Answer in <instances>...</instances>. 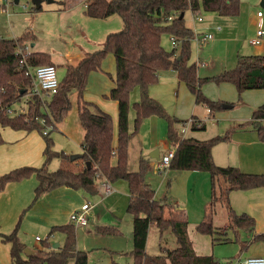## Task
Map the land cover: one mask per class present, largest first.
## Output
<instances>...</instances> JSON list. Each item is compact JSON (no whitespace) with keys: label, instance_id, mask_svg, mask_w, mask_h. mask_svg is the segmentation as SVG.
<instances>
[{"label":"trees","instance_id":"16d2710c","mask_svg":"<svg viewBox=\"0 0 264 264\" xmlns=\"http://www.w3.org/2000/svg\"><path fill=\"white\" fill-rule=\"evenodd\" d=\"M85 14L90 18L107 19L119 15L123 28L107 35L101 48L88 53L76 65H67L66 74L58 92L45 102L32 95L33 79L27 74L29 67L53 65L49 54L30 52L28 46L36 39L32 29H27L16 38L0 37V125L4 128L32 132L40 131L45 137V163L42 167H20L0 176V192L8 184L19 182L35 175L38 179L35 189L36 199L46 192L60 187L85 190L97 194L98 175L115 183L125 180L129 184L130 202L127 211L133 217L134 264H229L216 259L213 255H197L188 235L189 221L176 207L164 200L156 199V191L146 181L147 166L140 161L138 171L128 169L129 143L135 132L129 129L130 94L139 88L141 98L134 103L136 129L141 122L152 116L167 118L168 141L175 149L170 169L175 171L205 172L210 175L211 197L208 205L210 215L216 206L224 204L229 213V228L239 230L255 229V219L248 213L237 214L230 205V193L234 190L264 189V173H247L239 167L218 166L214 162L212 149L219 141L230 140L235 130L246 129L245 124L237 125L231 134L211 140H197L179 136L177 125L184 123L171 118L161 103L149 94L152 85L159 81L162 72L176 71L180 83H184L195 94L196 102L214 114L222 109V104L209 100L201 87L207 82L230 83L241 95L248 90L264 89V55L240 56L234 69L224 71L210 78H200L197 65L190 64L191 42L194 32L185 23V13L194 14L203 8L219 16L235 17L240 14L241 0H85ZM68 2L60 3V10L68 8ZM42 11L35 8L34 12ZM184 15L181 17V15ZM173 17L171 21L168 17ZM168 33L175 38L180 49L168 52L162 45V36ZM112 53L116 63L114 86L107 97L117 102V138L114 133L112 116L97 104L84 100L89 75L100 71L105 57ZM23 60V62H22ZM78 96V116L84 129L81 144L83 154L79 159L81 166L70 161V155L55 151L44 135L45 126L37 120L44 118L46 124L60 122L71 108V94ZM17 103H24L25 112L14 109ZM13 110V113H10ZM250 123L260 139L264 141V103L252 114ZM206 124L195 120L191 126L194 131L203 130ZM3 142L0 134V144ZM57 158L61 168L49 170V163ZM90 162V167L86 165ZM79 166V167H78ZM219 189V193H218ZM212 216L197 226L200 234L210 235L213 241L218 232L213 225ZM151 226L161 232L170 230L176 239L173 249L162 246L161 254L152 256L147 252V240ZM19 223L10 234H0L4 243L10 244L12 264H88V254L77 248L76 226L72 224L53 226L50 235L61 232L65 243L54 249L46 243L38 251L26 253V245L18 235ZM227 230V229H226ZM96 231L104 235L117 236L120 231L112 226L102 225ZM264 238V235L258 236ZM37 253H40L39 255ZM24 254L27 257L24 258Z\"/></svg>","mask_w":264,"mask_h":264},{"label":"rangeland","instance_id":"374dc122","mask_svg":"<svg viewBox=\"0 0 264 264\" xmlns=\"http://www.w3.org/2000/svg\"><path fill=\"white\" fill-rule=\"evenodd\" d=\"M41 1V8L45 12L38 11L34 13V16L31 18V14L35 9L32 0H19L18 3H15L14 0H0V36L12 38L21 35L24 30L32 28L34 33H36V40L32 43L34 46L30 44L29 48H34L36 51L49 50L56 55L52 56L57 64V75L60 82L63 81L66 74V69L62 64V62L66 60L64 57L66 53L72 54L76 48H86V45L89 47L91 46L92 49L95 48L97 42L100 40L99 35L101 33L103 34L107 26L111 27L112 30L108 34L119 32L123 28V22L119 15H114L111 19L104 20L103 30L100 25L94 24L96 22L93 21L96 20L81 15L83 27L81 28L85 38H83V41L80 43L79 40H74V37L71 36L67 45L64 41L54 40L53 30L58 27V20L54 19L52 23V16L48 14L50 13L48 11L56 6L59 8L60 3L64 0ZM262 2L263 0H241L240 14L235 17L219 16L217 13L207 12L203 8L198 14H194L190 10L186 11L184 16L185 23L193 30L195 35L191 42L189 63L197 65V74L200 78H210L220 75L224 71L234 69L237 66L240 56L256 55L257 50H259L261 46H264V38L262 40V45L253 46L250 43V41L256 37L258 30L256 14L259 11L264 14ZM196 17L202 18V22H199ZM208 33L215 36L214 40L199 43L195 39L198 34L202 36ZM102 36L105 35H101V37ZM162 45L168 52H172L175 49L172 37L168 33L162 36ZM176 48H178L176 50V54H178L180 49L178 46ZM115 75V58L112 53H109L103 61L102 69L92 72L89 75L86 92L83 98L88 102L97 104L102 110L112 116L115 138H117V102L107 97L113 85L112 80ZM201 92L209 100L221 103L222 106L228 104L225 102H232L230 100H232L235 95L236 101L239 100L236 87L230 83L217 84L216 82H207L201 87ZM149 94L152 98L161 103L168 117L187 121L191 119L192 116H198L204 121L206 124L205 129L194 131L188 125L186 126V133L182 132L184 127L183 123H179L177 129L179 136L182 138L211 140L218 136L225 137L231 134L233 129L240 124H245L247 129L235 130L234 135H237H235L233 140L245 141V136L241 135L249 134L250 137L252 133H257L250 123H239L234 120L236 117L235 115L239 113L240 109H248L247 104H243V106H241L242 108L220 109L215 113V117H212L204 105L196 102L195 94H193L184 83L178 81L176 72L172 69L161 73L159 81L150 87ZM140 98V90L139 88H135L130 94L129 129L131 132L137 131L129 143L128 154L129 157L131 156V162H129L128 168L129 171H131L130 167H134L133 170H138L139 153L142 146H155L156 143H159L161 152H164L166 149H174V147L169 144L166 137V130L168 127L167 118H160L157 115H152L144 119L136 129V111L134 103L139 101ZM71 102L70 110L64 119L56 123L57 126L51 123L45 125V129L53 126H55V128L58 127L51 132L49 139L52 141L55 151H63L70 156L80 154V144L83 136V127L81 126L78 116V96L76 92L71 94ZM22 108H24V103H17L14 105V109L17 111H21ZM219 111L220 113H218ZM20 132L22 131H15L9 128L3 129L0 127L1 138L3 139V143L0 144V164L5 161L6 165H4L6 171L1 175L9 173L13 169L25 166L40 168L45 163L44 151L46 141L43 134L35 130L24 144L14 139V135ZM231 139L219 141L212 149V154L216 152L215 158L220 160V162H227V159L234 160L237 142ZM151 152L152 150L149 151V149L144 150V154L147 157L150 156ZM48 168L50 171H57L61 168V161L57 158L52 159ZM187 173L186 171H175L171 169L165 172H159L154 167L151 176L154 178V188L157 191L158 198L164 200L168 205H176V208L180 210L179 213L188 218V235L196 250L204 255H213L216 259L225 263L229 262V264H233L243 255L242 258H247L257 256L256 254L264 252V238L258 237L264 235V223L262 226L256 224L255 232L247 229L235 231L229 228L228 210L220 203L216 206L212 215H210L208 209V216L206 217L208 220L209 217L212 216L213 225L221 229V231H224L223 233L218 232L215 234V238L219 240L213 241L212 236L200 234L197 231V226L205 219H199L200 216H202L201 218L204 216L205 203L210 200L204 201L201 185L188 186ZM37 184L38 179L33 175L26 180L19 181L18 184H16L19 186H17L18 188L15 191L9 190L10 195H16V201L14 203H16L17 206L9 216L12 221L8 222L7 219L3 225H0L3 226V230L10 231L9 233H5L7 231H0V233L10 234L19 223V238L26 245V249L31 251H38L46 243L52 247L56 244L63 246L65 243V235L63 233L56 232L50 235L53 226L48 225L49 223L46 218L42 217V212L46 213L44 209L47 207L46 204L48 203V199L43 198L42 195L36 199L35 189L37 188ZM113 185L114 183H111L112 187ZM200 199L203 200V202L200 201ZM21 205L24 206L20 207ZM197 220L200 221L195 223V225L192 224V222H197ZM61 225L64 224L61 223ZM258 227L262 228V234H260L261 232L258 233ZM84 229L83 227L77 226L78 233L81 237H84ZM156 229L152 230L149 243V252L151 251L150 254L152 256L161 254V245L170 249L177 246L175 236L170 230L162 233L163 238L161 244L159 236L154 234V231H157ZM90 231L91 229H87V232H89L87 233L88 235H91ZM158 231L160 230L158 229ZM126 234L125 231L121 237L112 239L125 242L127 238ZM37 238H39L40 241H36ZM83 241L85 245L89 246V250L92 251L90 255L91 263L102 264V261H99V259L102 257L103 250H96L98 247H103L102 240L97 243V240H94V238L85 236ZM10 249V244L4 243L0 238V264H12ZM37 254L39 255L40 253ZM40 264L46 263L43 262ZM69 264H73V261H70Z\"/></svg>","mask_w":264,"mask_h":264},{"label":"crops","instance_id":"0c3cea01","mask_svg":"<svg viewBox=\"0 0 264 264\" xmlns=\"http://www.w3.org/2000/svg\"><path fill=\"white\" fill-rule=\"evenodd\" d=\"M64 1L70 3V4H68V8L66 10H60V7L58 8V6H56L52 10L48 11V12H50L48 14H50V16H52L51 17L52 23H53L54 19L58 20V22H57L58 27H56L53 30L54 40L64 41L68 45V41L72 36V37H74L73 38L74 40L77 39L81 43V41H83V38H85L84 34H83V30H82L83 27H82V20H81V15L86 16V14H85L86 5L84 2L85 0H64ZM42 11H43V9H42ZM42 11H39V12H42ZM43 12H45V11H43ZM34 13H36V12H34V11L32 12L31 18L34 16ZM257 14H256V18L259 22V17ZM112 17L113 16H111L107 19H111ZM88 18H90V17H88ZM262 18H263L262 21H263V25H264V14H263ZM90 19L96 20V21H93V22H96L94 24L100 25L102 27V30H103L104 20H107V19H95V18H90ZM24 31H26V30H24ZM110 31H112L111 27L107 26L105 28L103 34L101 33L99 35L100 40H99V42H97L95 48L92 49L91 46L89 47L86 45V48H83V47H79V49L76 48V50L73 51L72 54L66 53L64 56L66 58V60H65V62H62L65 69H66L67 65H76L88 53H92V52L98 50L99 48H101L102 44L104 43V41H105V39H106V37ZM101 35H105V36L101 37ZM18 36H20V35H18ZM18 36H15L12 38H16ZM0 37L6 38L3 36H0ZM214 38H215V36H214ZM8 39H11V38H8ZM35 40H34V42H35ZM32 43H30V44H32ZM261 45H262V43H261ZM32 46H34V44H32ZM28 51H30V52H44V53L49 54L51 57V61H52L53 65H55L57 67V64L55 63L53 56H52L54 54L51 53L49 50L36 51V50H34V48L30 49L28 46ZM47 51H49V52H47ZM256 53L257 54H264V46H261L259 48V50H257ZM54 56H56V55H54ZM176 75H177V73H176ZM112 83H113V85H112L111 89L114 86V78L112 80ZM86 88H87V86H86ZM238 97H239V100H237V101H236V95H235V96H233L232 100H230L232 102H225V103H228V105L233 106L230 109L242 108L241 106H243V104H247L248 109H240L239 113H237L235 115L236 117L234 118V120H236V122H239V123L245 122L246 123V122L251 120L252 114L258 108V106H261L262 103L264 102V89L245 91L241 95V97L238 93ZM220 99H222V98H220ZM117 108H118V105H117ZM206 110L210 114L209 109H206ZM221 110H224V109L222 108ZM218 113H220V111ZM211 116L215 117V114H214V116L213 115H211ZM191 120H193V121L198 120V121L204 123V121L198 116H192ZM0 127L5 129L1 125H0ZM9 129H11V128H9ZM15 131H22V130H15ZM32 132H35V131H32ZM32 132L22 131L19 134L16 133L14 135V139H16L15 141H20V142H23L25 144L26 140L32 134ZM167 133H168V127L166 130V135H167ZM84 134H85V132L83 129L82 141L84 138ZM235 135H237V134H235ZM235 135L233 134L232 139H231L232 141L237 142L236 150L234 153V160L227 159L226 160L227 162H224V161L220 162V160H217V158H215L216 152L215 153L213 152L215 162L219 165H234L236 167H239L242 171H244V172L246 171L247 173H264V141L262 139H260L258 133H252V135H250V137H249V134L241 135V136H245L244 137L246 139L245 141L233 140ZM167 140H168V137H167ZM82 141H81V144H82ZM81 144H80V147H81ZM169 144H170V142H169ZM145 149H149V151L152 150L151 154L158 155L159 159L162 158L165 154H167L169 149H166L164 152H161V149L159 148V143H156L155 146H149V147L142 146L141 147V150L139 153L138 170L140 168V161L142 159H144L146 162V166H147L146 181L155 190V188H154L155 182H154L153 176H151V172H153L154 167L156 168V164H157V161L159 159L156 160V159L152 158L151 156L147 157L144 154ZM80 154L81 155L83 154L82 147L80 149ZM228 155H229V153H228ZM129 162H131V156L129 157V154H128V168H129ZM76 163L79 166H81L82 162H81V160H77ZM4 165H5V161H3L2 164H0V176H2L1 174H3L6 171V167H5L6 165L5 166ZM222 167H228V166H222ZM133 169H134V167H130L131 172L138 171V170H133ZM186 172H188L186 174L188 186L201 185L202 189H203L202 195H203L204 201L210 200V197H211L210 175L208 173H205V172H196V171H186ZM16 184H18V182L10 183L7 185L5 190L0 192V225L1 224L3 225V223L7 219H8V222L12 221V220H10L9 216L11 215V212L17 206V204L14 203L16 201V195H10L9 190L15 191L18 188L17 186H19ZM98 185H99V183H98ZM169 185H170V183H169ZM112 188H113V192L110 195H106L104 190L100 188V185H99L98 193L95 195L90 194L85 190H75V189L67 188V187H60V188L54 189L52 191L46 192L45 194L42 195L43 198L48 199V203L46 204L47 207L44 209V211L46 213L42 212L43 213L42 217L46 218L47 222L49 223L48 225H52V226H58L59 224L61 225V223H63L64 225L65 224H72L70 221L71 214L74 211L79 210L84 204H86L88 202L92 204V207H91L90 211L88 212V226L87 227L79 226V227L85 228L84 229V237H81L79 235V233H78L79 229L77 230V226H76L77 248H78V250H82V251L87 252L88 264H92L91 259H90V255H91L92 251L89 250L90 249L89 246L85 245V243L83 241L85 236H87L88 238H94V240H97V243H99L102 240L103 247L102 248H99V247L96 248V250H98V251L100 249L103 250L102 257H101V259H99V261H102V264H134V257L132 255V251H133V217L127 211V208H128L129 202H130L129 184L127 181L121 180V181L115 182ZM157 195L158 194L156 191V194H155L156 199L160 200V198H158ZM229 200H230V205L233 208V210L235 211V213H237V214L248 213L250 216H252L255 219V227H256V224L258 226L263 225V223H264V189L263 188L246 190V191L234 190L230 193ZM200 201L203 202V200H201V199H200ZM208 205H209V202H206L205 208H204V216H203V218H201L202 216H200V218H199L200 220L204 219L208 216V211H207ZM222 205L224 207H226L224 204H222ZM23 206L24 205H21L20 207H23ZM174 207H176V205ZM202 215H203V213H202ZM211 219H213V218L211 217ZM200 220H197V222L194 221V222H192V224L195 225V223H198V221H200ZM102 225L115 227L120 231V234L117 236L100 234L96 231V227L102 226ZM0 227H1L0 231H7V230H3V226H0ZM156 228H157L156 226H151V228L149 230L148 240H147V252H148V254H150V252H151V251L149 252V243H150V239H151L152 230L156 229ZM87 229H91V231H90L91 235L87 234V233H89V232H87ZM156 230L157 231H154V234L159 236V238H160L159 240L162 244V238H163L162 233L163 232L158 231V229H156ZM261 230H262V228L258 227V233H260ZM125 231L127 233L126 234L127 238H126L125 242H122V241H119L116 239H112V238L121 237ZM235 231H237V230H235ZM9 232L7 231L5 233H9ZM252 232H255V229ZM262 233L263 232H261L260 234H262ZM0 234H2V233H0ZM0 238H1V236H0ZM107 238H111V239H107ZM161 247H162V245H161ZM193 247H194V245H193ZM194 250H195L197 255H200V256L204 255L201 252H198L195 247H194ZM32 252H34V251L26 249V253H32ZM206 255H209V254H206ZM256 255L258 257H264V252L258 253ZM23 256H24V258L27 257L26 254H24ZM243 256H241L240 258H242Z\"/></svg>","mask_w":264,"mask_h":264},{"label":"built area","instance_id":"2783aa9c","mask_svg":"<svg viewBox=\"0 0 264 264\" xmlns=\"http://www.w3.org/2000/svg\"><path fill=\"white\" fill-rule=\"evenodd\" d=\"M259 22H258V30L256 33V37H254L250 43L253 46H258L262 43V39L264 37V26L262 21L263 13L261 11L258 12ZM172 16L168 17V20H172ZM198 21H202V18H197ZM195 37V35H194ZM197 42H207L214 39L213 34H203L202 36L198 34V36L195 38ZM173 44L175 47L178 46L177 41L175 38L172 37ZM23 62V60H22ZM27 74L31 76L33 79L34 85L32 89V95L38 97L42 101L49 100L58 92V89L60 87V81L58 79L57 75V67L55 65H40L36 67H29ZM26 110L25 108H22L20 112L24 113ZM10 113H13V110H10ZM39 122L46 125V121L44 118H38ZM193 120H187L183 123L184 127L182 132L186 133V126H192ZM52 130V127L47 128L44 130V135L49 134V132ZM175 156V149L168 151L167 154H165L162 158H160L157 161L156 169L159 172H165L166 170L170 169L171 162ZM98 183L100 185V188L104 190L106 195H110L113 192V188L111 186V182L108 181L103 176L98 175ZM92 207L91 203L84 204L79 210L74 211L70 216V221L75 226H88V212L90 211ZM37 241H40L39 238L36 239ZM233 264H264V257H258V256H252L247 258H239L237 259Z\"/></svg>","mask_w":264,"mask_h":264},{"label":"water","instance_id":"95a60500","mask_svg":"<svg viewBox=\"0 0 264 264\" xmlns=\"http://www.w3.org/2000/svg\"><path fill=\"white\" fill-rule=\"evenodd\" d=\"M14 1H15V3H18V2H19V0H14ZM32 2H33V4L35 5V8L39 9V8L42 7V6H41V5H42V1H41V0H32ZM262 4H263V6H264V0H263ZM183 16H184V15L182 14L181 17H183ZM232 107H233L232 105L225 104V105H223L222 108H223V109H230V108H232ZM150 156H151L152 158L156 159V160L159 159V156H158V155L151 154ZM81 157H82L81 154L71 155V156H70V161H71V162L77 161V160H79ZM86 165H87L88 167H90V162H87ZM59 247H60V245H59V244H56L53 248H54V249H58Z\"/></svg>","mask_w":264,"mask_h":264}]
</instances>
